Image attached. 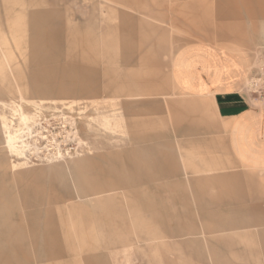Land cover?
<instances>
[{"label": "rangeland", "instance_id": "rangeland-1", "mask_svg": "<svg viewBox=\"0 0 264 264\" xmlns=\"http://www.w3.org/2000/svg\"><path fill=\"white\" fill-rule=\"evenodd\" d=\"M35 9L59 10L61 21L54 19L46 33L62 43L59 65L95 70L97 89L31 91L29 14ZM125 17L132 19L128 28L121 27ZM83 22L93 30L78 26ZM191 43L245 53L243 94L264 105V0H0L2 194L15 196L23 214L29 211L25 195L50 203L62 198L69 216L63 226L56 224L58 240L69 232L76 250L43 264H86L100 256L106 264H264V171L236 164L210 103L179 93L170 77L174 55ZM109 81L111 89L105 88ZM4 136L17 149L9 151ZM159 156L174 160L178 177L145 176L141 159ZM76 170L84 182L124 185L77 199ZM193 188L215 201L209 211L216 216L239 220L241 207V221L252 225L259 218L263 224L217 232L215 240L212 234L179 235L185 223L203 224ZM106 197L116 203L92 210ZM50 203L37 207L54 210ZM106 212L113 219L100 227ZM220 220L204 224L212 229ZM22 225L28 232V223ZM80 228L93 238L81 239ZM140 230L153 235L139 237ZM28 251L33 255L31 246Z\"/></svg>", "mask_w": 264, "mask_h": 264}, {"label": "crops", "instance_id": "crops-1", "mask_svg": "<svg viewBox=\"0 0 264 264\" xmlns=\"http://www.w3.org/2000/svg\"><path fill=\"white\" fill-rule=\"evenodd\" d=\"M53 3L55 4V2ZM29 15L30 27L34 32L31 54L33 70L29 76L31 91L35 94H64L91 92L97 89L95 70L85 67L67 68L59 65V60L63 57L62 43L51 33L50 35L46 34L50 32L54 19L62 18L59 10L35 9ZM228 15H232L231 12ZM222 16L224 15L222 14ZM131 21V18L125 17L121 22V27L128 28ZM78 26L89 29L91 25L83 22ZM90 30L93 29L90 28ZM98 31L101 34L104 32L103 28H99ZM93 35L92 33L89 44L91 48L95 46ZM243 55L245 53L229 47H216L208 43H191L179 49L174 55L170 65V77L179 93L193 99L207 100L210 103L214 115L220 122L227 149L234 162L241 167L260 172L264 171V105L251 103L243 94V84L247 78L246 60ZM85 59L88 60V57ZM112 84L109 81L105 88L111 89ZM18 90L22 98V88L18 87ZM156 154H160L158 150ZM84 162V166H87L88 162ZM140 162L146 167L145 176L148 178L161 180V178L179 176L175 162L171 157L159 156L156 161L151 158H143ZM102 174L104 175L103 171H101ZM75 177L78 185L76 198L81 200L89 196L118 190L124 185V182L114 186H109L105 181L84 182L79 170L75 171ZM3 190L4 188L0 185V264H43L46 261L50 262L75 255L74 240L70 233H63V242L61 238L59 241V236H57L56 224L63 226L62 224L68 220L69 216L67 208L64 207L65 204H61L62 198L54 199L51 202L55 204L53 210L49 207L44 209L37 207L47 206L49 201L45 199L36 201L25 195L23 203L29 211L23 214L18 210L16 197L13 195L4 196ZM192 192L197 194V199L203 205L202 207L200 205L201 209L199 208L197 215L198 220L200 219L203 224L201 227H194L193 223H185L179 229V235L212 234L211 240H215L214 233L235 229L239 226L250 228L263 224L259 218H255L252 225L241 221V212L243 211L241 207L237 209L236 217L239 220L232 221L229 217L216 216L214 212L209 211L210 206H215V201L205 200L201 189L193 188ZM237 192L240 193V191ZM64 197L71 198L68 194ZM114 203L116 201L111 197L102 198L92 204L94 208L92 210L101 211L100 208L104 205ZM171 211L173 212V210ZM105 218L107 223L99 224L100 227L109 225L113 219L107 212ZM219 219L221 220L217 222V228L211 229L204 224V220H212L215 223ZM23 220L28 223V232L30 233L22 225ZM41 223L44 226V231L40 230ZM79 233L81 239L93 238L92 233H84L81 228ZM162 234L163 238L175 237L168 233ZM137 235L139 237L140 235L150 236L153 233H145L140 230ZM261 238L264 242V232ZM120 241L116 242L120 243ZM27 243L29 246H26ZM30 246L33 249V255H30L28 251ZM102 260V256L88 257L85 262L86 264H106ZM210 261L211 264H220L214 259H210Z\"/></svg>", "mask_w": 264, "mask_h": 264}, {"label": "bare ground", "instance_id": "bare-ground-1", "mask_svg": "<svg viewBox=\"0 0 264 264\" xmlns=\"http://www.w3.org/2000/svg\"><path fill=\"white\" fill-rule=\"evenodd\" d=\"M249 87V86H248ZM3 125H5V124H3ZM7 135V139H8V137H10V135L7 133L6 134ZM7 143H8V150L10 151L11 149H13V148H16V147H14V142H13V140H12V146L11 147H9V143H10V141H8V140H6V147H7ZM17 149V148H16Z\"/></svg>", "mask_w": 264, "mask_h": 264}, {"label": "built area", "instance_id": "built-area-1", "mask_svg": "<svg viewBox=\"0 0 264 264\" xmlns=\"http://www.w3.org/2000/svg\"><path fill=\"white\" fill-rule=\"evenodd\" d=\"M251 88V87H250Z\"/></svg>", "mask_w": 264, "mask_h": 264}]
</instances>
